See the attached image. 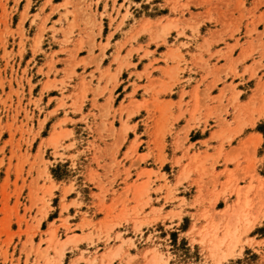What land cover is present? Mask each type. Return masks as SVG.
<instances>
[{"label":"rangeland","instance_id":"rangeland-1","mask_svg":"<svg viewBox=\"0 0 264 264\" xmlns=\"http://www.w3.org/2000/svg\"><path fill=\"white\" fill-rule=\"evenodd\" d=\"M0 264H264V0H0Z\"/></svg>","mask_w":264,"mask_h":264},{"label":"crops","instance_id":"crops-1","mask_svg":"<svg viewBox=\"0 0 264 264\" xmlns=\"http://www.w3.org/2000/svg\"><path fill=\"white\" fill-rule=\"evenodd\" d=\"M110 31H108V33H109ZM124 38H125V36H122L121 37V40H120V42H123L124 41ZM149 40H150V37L146 34V33H144V34H140L139 36H138V38L136 39V42H130V44L128 45V46H126L125 48H123V49H120V50H117V48L119 47L118 46V44L116 45V46H113L112 48H107L106 49V52H108L109 53V55H107V54H105V57L104 58H106V59H108V61H109V63H108V66H107V64H105L104 62V58L101 60V62H102V65H101V67L102 68H106V67H109V69H110V72H114V70L117 68V62L115 63V64H112L111 63V61H112V59H111V56H117V54H118V52L120 53V55L121 56H123L125 53H126V50L128 49V47L130 46V45H132L134 48H137V46L138 45H141L142 46V51L139 53V54H141L142 52H143V50H145V49H148L149 51H151V52H153V51H155V52H158L160 55H164V54H166V53H168V47H164L163 49H160V46L161 45H154V46H152L151 44H150V42H149ZM111 44H113V42L111 41L110 42ZM146 44H148V46L146 47L145 45ZM105 52V53H106ZM181 52L182 53H184L185 51H183V50H181ZM121 56L120 57H117V60L118 61H120L121 60ZM153 57H155L154 59H160V58H158V57H156V56H153ZM160 57V56H159ZM185 58H186V56H185ZM154 59H151L150 57H149V61L152 63V70H151V74H150V76L151 77H153L155 80L152 82L153 84L155 83L156 85H154V86H157L158 84H160V83H162V82H164V81H166L167 79H168V76H170V75H172L173 73H174V70H171V71H169V68L171 67V66H173L171 63H168V62H166V63H162V62H154ZM132 62L134 63V64H136L137 62H135L134 60H132ZM139 63H141V60L138 62V64ZM149 62L146 60L145 62H142L139 66H140V70L138 69V68H136V70L135 71H137V72H141L142 70H145L146 69V66H147V64H148ZM126 69L125 68H123L118 74H117V78H118V82H119V80H120V76L122 75V73L125 71ZM125 72H127V71H125ZM132 72H133V70H132ZM188 72V71H187ZM186 71L185 72H183V73H179L178 75H180L179 77L181 78V82L180 83H178L176 86H174V88H172V93H175L176 94V96H172V97H170V98H162V96H160V99H162V100H168V99H171V100H179V98H180V96H181V94H182V91L184 90V91H186V85H187V81L189 80L188 78H189V76L186 74L187 73ZM96 77H97V75H96ZM143 79H142V81L146 84V82H147V80H146V78H145V76L144 77H142ZM187 91H192V89H187ZM129 147H131V141H130V139L129 138H127L126 139V141H124L121 145H120V147H119V151H122V153L123 152H125ZM130 163V161H128V162H125V164H129Z\"/></svg>","mask_w":264,"mask_h":264},{"label":"bare ground","instance_id":"bare-ground-1","mask_svg":"<svg viewBox=\"0 0 264 264\" xmlns=\"http://www.w3.org/2000/svg\"><path fill=\"white\" fill-rule=\"evenodd\" d=\"M73 237H74V236H73ZM73 237H71V236L68 235V237L65 239L66 242H67V241L72 242V239H73V240L75 239V238H73ZM64 242H65V241H64Z\"/></svg>","mask_w":264,"mask_h":264}]
</instances>
